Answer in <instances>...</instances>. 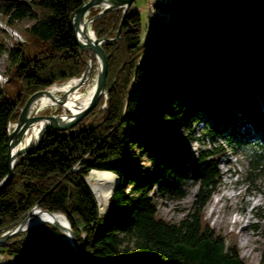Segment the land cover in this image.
I'll return each instance as SVG.
<instances>
[{
  "label": "trees",
  "instance_id": "obj_1",
  "mask_svg": "<svg viewBox=\"0 0 264 264\" xmlns=\"http://www.w3.org/2000/svg\"><path fill=\"white\" fill-rule=\"evenodd\" d=\"M85 1L12 2L3 10L10 26L25 17L32 21L23 30L25 42L14 41L8 50L7 81L0 85V180L8 122L17 121L32 93L79 77L85 68L87 53L79 51L69 24ZM165 4L163 27L143 44L140 15L131 7L92 20L98 39L114 37L120 25L118 38L102 44L106 95L69 129L45 131L35 149L17 158L0 193V233L37 206L66 217L79 254L57 226L44 222L0 245L3 264H245L234 233L211 227L203 207L221 181L218 160L226 149L244 156V180L264 178V0ZM212 100L231 118L218 115ZM200 118L210 144L193 157L186 142ZM131 145L147 154L146 177L136 171ZM92 169L119 178L103 217L84 179ZM173 179L178 184L172 188ZM155 185L178 197L196 188L178 223L158 215L149 196ZM258 264H264V251Z\"/></svg>",
  "mask_w": 264,
  "mask_h": 264
},
{
  "label": "rangeland",
  "instance_id": "obj_2",
  "mask_svg": "<svg viewBox=\"0 0 264 264\" xmlns=\"http://www.w3.org/2000/svg\"><path fill=\"white\" fill-rule=\"evenodd\" d=\"M33 0H0V85L6 82L7 53L14 41L25 42L26 35L23 30L31 23L30 17H25L19 22L7 24V16L3 12L4 8L12 2H29ZM155 1L162 4L169 0H135L131 5L133 12L140 15L139 42L143 44L148 37L157 29L163 27L165 17L159 9L152 6ZM91 77L96 76L97 67L94 62ZM184 71L187 70L183 63ZM201 83L204 78L198 76ZM168 84L171 80L167 79ZM177 85L175 90H178ZM215 111L223 118L230 119L231 115L226 110L223 103L212 100ZM46 107L37 114L61 113V109ZM192 121V120H191ZM205 120L200 118L193 121L190 138L186 142V151L190 156L197 157L199 151L208 148L210 141L205 133ZM10 130V128L8 129ZM178 131L185 134V126L178 127ZM216 140L218 138L216 137ZM220 141V140H218ZM130 150L137 155L136 171L146 177L150 170V161L147 154L138 147L131 145ZM218 168L221 172V181L215 191L211 194L203 207V218L208 224L222 235L234 233L236 239V249L239 257L245 264H258L261 254L264 251V178H257L253 184L243 179L246 168V160L243 155L234 153L231 149H226L218 160ZM157 170H155V173ZM178 184L177 179L171 181L172 188ZM195 187H188L186 196L178 197L171 189L169 191L153 186L149 192L151 200L156 205L158 215L170 221L178 223L190 210ZM233 195L229 196L227 193ZM5 259V256H3Z\"/></svg>",
  "mask_w": 264,
  "mask_h": 264
},
{
  "label": "water",
  "instance_id": "obj_3",
  "mask_svg": "<svg viewBox=\"0 0 264 264\" xmlns=\"http://www.w3.org/2000/svg\"><path fill=\"white\" fill-rule=\"evenodd\" d=\"M135 0H87L80 6H78L76 9H74L70 16H69V24L70 28L73 33V37L75 40V43L78 46V49L80 52L85 51L87 53L88 59L86 61V65L82 73L80 74L79 77H74V79L78 80V85L82 84L85 79L87 74L92 70V65L94 62H97V81H96V88L95 92L88 103L86 107L81 109L75 114L71 113H48V114H37L33 109L34 103L44 94L47 93V88L45 89H40L32 93L28 99L26 100L25 104L23 107L19 109V114L17 117V121L14 124L13 128L11 130H7L6 133V154H5V167H6V174L5 176L0 180V193L3 191V189L10 183L13 173H14V166L16 164L17 158L20 156L23 158L25 154L30 151L35 149L42 137L45 131L51 130V131H56V130H67L70 127H72L74 124H76L82 117H84L87 113H89L98 103L99 99L101 96L106 95L105 91V79H106V74H107V58L104 53V50L102 48V44L104 42H111L112 40L118 38L120 34V25L118 29L116 30L114 37L109 38V37H103L101 39H98L96 37H91V28L90 24L93 19L96 17L100 16L101 14L112 10L116 8H122V13L127 11L128 8L131 7V5L134 3ZM152 6L156 9H159L160 13L163 15L168 14V4H162L160 1H155ZM99 8L98 12L93 15V16H88L89 11L91 9H97ZM123 18V17H122ZM72 79V78H71ZM57 84V83H55ZM64 100V95L60 97V99L57 100L58 103H62ZM105 106V104H102V108ZM40 122H45L40 128L39 134L35 141L32 143L31 146H29L26 149L19 150L18 144L22 140L24 134L26 131L36 123ZM90 171H105L112 173L115 178V184L113 187L117 184L119 178L116 176L111 171L108 170H95L92 169ZM89 171V173H90ZM88 173V174H89ZM87 176L84 177L85 182H86ZM87 186L91 190L94 198L95 195L86 182ZM112 187V189H113ZM112 194V190L110 192V195ZM109 195V196H110ZM96 200V198H95ZM97 203V201H96ZM108 202H107V208H108ZM38 210L42 214H46L49 216H55L56 214L61 215L66 224L61 223L60 221L56 219H51V220H43L39 223H33L30 225H25L26 221L30 218L32 211L33 210ZM107 213V210L103 216H105ZM100 217H103L99 215ZM44 222H48L52 225L57 226L65 235V237L68 239L69 243L71 246L77 251L79 254V250L76 244V240L74 238V235L72 233V230L70 228L69 222L66 219V217L62 213H54L50 212L46 209H42L40 207H33L27 214L26 216L19 221L16 225H14L11 228L6 229L4 232L0 233V245L3 244L7 239L15 236L16 234L25 231L29 227L36 225V224H41Z\"/></svg>",
  "mask_w": 264,
  "mask_h": 264
},
{
  "label": "bare ground",
  "instance_id": "obj_4",
  "mask_svg": "<svg viewBox=\"0 0 264 264\" xmlns=\"http://www.w3.org/2000/svg\"><path fill=\"white\" fill-rule=\"evenodd\" d=\"M92 38L93 36L90 35ZM97 66V62H95ZM93 66V65H92ZM93 69V68H92ZM91 72L87 74L85 81L78 85L77 79H69L61 84H53L48 87L47 93L42 95L33 105L32 109L37 113L46 107H55L61 109L62 113L75 114L90 102L96 88L97 74L91 77ZM64 95L62 103H58L57 100ZM55 109V110H57ZM60 111V110H59ZM45 122L33 124L24 134L22 140L18 144L19 150H23L32 145L37 138L40 128ZM10 128V122L7 124V130ZM116 178L112 173L105 171H90L87 175L86 182L92 189L98 206L99 215L103 216L107 210V202L115 184ZM229 196L233 194L227 193ZM56 219L63 224L65 223L64 218L61 215L56 214L54 217L46 214H42L38 210H33L30 218L26 221L25 225L33 223H39L43 220ZM48 223V222H47Z\"/></svg>",
  "mask_w": 264,
  "mask_h": 264
},
{
  "label": "built area",
  "instance_id": "obj_5",
  "mask_svg": "<svg viewBox=\"0 0 264 264\" xmlns=\"http://www.w3.org/2000/svg\"><path fill=\"white\" fill-rule=\"evenodd\" d=\"M97 9H99V8H97ZM91 35H92L93 37H95L94 34H93V31H91ZM13 126H14V124L10 122V130L13 128ZM2 232H4V231H1V233H2ZM3 262H4L3 255L0 254V264H3Z\"/></svg>",
  "mask_w": 264,
  "mask_h": 264
}]
</instances>
